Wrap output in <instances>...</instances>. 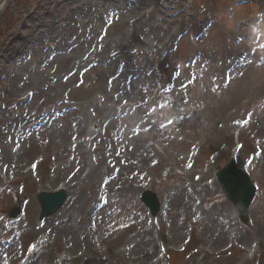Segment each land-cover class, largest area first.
<instances>
[{"label": "rangeland", "instance_id": "374dc122", "mask_svg": "<svg viewBox=\"0 0 264 264\" xmlns=\"http://www.w3.org/2000/svg\"><path fill=\"white\" fill-rule=\"evenodd\" d=\"M37 1H0V54L13 53L8 36L19 40V15ZM173 1L146 6L158 25L175 19L169 41L166 25L154 39L137 22L150 14H108L106 6L98 34L89 35L92 23L84 29L91 50L76 55L84 65L74 76L71 62L51 63L41 64L35 85L14 73L8 81L0 64V133L41 122L29 148L8 152L0 143V264H264V0ZM101 52L111 66L101 65ZM121 52L144 55L140 68L138 56L126 64ZM13 82L28 86L14 95ZM102 103L114 106L111 118L95 115ZM231 156L256 187L248 223L215 178ZM10 163L16 172L4 169ZM76 183L71 209L65 201L40 220L37 193ZM145 190L159 201L154 216L140 200ZM70 224L86 229L70 233ZM42 239L48 247L31 250Z\"/></svg>", "mask_w": 264, "mask_h": 264}, {"label": "bare ground", "instance_id": "6f19581e", "mask_svg": "<svg viewBox=\"0 0 264 264\" xmlns=\"http://www.w3.org/2000/svg\"><path fill=\"white\" fill-rule=\"evenodd\" d=\"M160 1L161 0H38L37 2H35L32 8L33 11L29 13H27L28 11H25L23 12V14L19 15V23L21 24V26L16 33L17 37H19V40L16 39L15 33H12L8 36L10 37L12 35L10 37V42L15 45V49L13 53L0 54V64H2L1 72H3L2 75H4V78H8V81H13L14 78H11L10 74L14 73L17 82L18 80L23 81L22 77L26 75L29 76V82L35 85L37 83L35 82V80L38 79L37 76L39 74L38 71L40 70L39 67L41 66V64H66L68 62H71L70 71H68L67 73L71 72L70 76H74L76 73V69H79L84 65L82 64L83 62H81L83 59L79 61L78 59H75L77 57L76 55L82 50H84V47H88L89 45V49L91 50L90 42L92 39L91 37L90 39H83V35L85 33L84 29L86 28L87 23H92L94 24V27L92 29H89V35L91 36L96 33L98 34L97 31L99 28H101V25L97 21V17L101 15V11H104L106 6L108 14L114 13V15H116L121 13V16H123V13L137 9L140 10L142 15L150 14V19L146 20L143 19L144 17L139 15L140 20L137 22L146 23V29L148 30V32L153 33L154 39L156 38L157 34H159L160 31L163 29V26L166 25L164 36L165 38L169 36V38L167 39L169 41L175 36V33L177 32L174 31L172 33H169V31L174 28L175 19H167L163 21L162 25H158L156 23V8H158V4H160ZM173 3L175 4L176 8H179L178 2L176 0H174ZM182 3L180 4V6L182 5ZM149 4H153L154 7H156L150 13L146 11V6ZM201 17L203 18L204 16ZM75 19L77 20L75 21ZM77 23L80 24L78 25ZM167 23L169 24L168 29ZM22 27H25V31L21 30ZM71 33L74 35H78L77 41H71ZM147 45L150 46V42H148ZM122 46L123 48H125L127 45L122 44ZM118 47L119 49H121L120 45ZM150 48L152 50L155 49L156 51L161 49L152 45L150 46ZM141 50H144V52H146L148 49L146 46H144L141 48ZM137 56L138 55L132 56L128 53H123L121 55V58L123 59V61H126V59H133ZM14 57L16 58L13 59ZM111 58V56H105L104 52H101L99 62H101L102 66L103 64H107L106 66L108 67L112 65L111 63L113 61L110 60ZM143 58L144 55L138 56V64L141 63V60ZM17 60L19 61V63H17ZM129 62L131 63L130 60ZM7 64L20 65L15 69H7ZM104 68L106 70H109L106 67ZM138 68H140V64L138 65ZM106 70L105 72H107ZM107 83L109 85L115 86L114 82L110 83V77L107 78ZM13 84L14 86L11 87L9 91L12 92L14 95H18V91L22 92L26 88V86H28L27 82H24V84H22L20 88H18L14 82ZM126 85L127 84H125V86ZM112 97L113 94L111 96H106L107 100H111ZM96 110L97 113L94 114L98 116V119H107L111 118L110 116L112 115V113H114V106L110 105L109 103H102L101 105H98ZM47 113L48 112H46L45 114ZM93 120L94 122L98 123L97 119ZM28 121L33 122V119H30ZM39 123L36 122V124L22 127L16 131L1 132L0 143L8 152L10 150H21L24 149V147L29 148L31 145L26 143L32 140V138L36 137L35 135L37 132L35 131V129H33V126H37ZM150 123L151 122L148 121V124H143L142 128L149 126ZM122 127L124 128V126ZM123 128L122 132L124 135H126L128 129ZM132 128L136 129L139 128V126L137 124H133ZM127 141H131V135L129 138H127ZM41 147L42 156H45L48 150L45 148L44 145ZM40 159L36 158L35 168H37ZM7 165L8 164L5 165L4 169H9L12 172H16V169L12 170L13 166L11 163L8 165V168ZM18 167H24L23 163L18 162ZM28 171L29 170L27 169L25 170V172ZM1 172L2 168H0V178L2 177L3 181H6V176H1ZM112 178L113 179L111 180V183L114 181L115 177ZM74 187L78 188V184L76 183L73 187L70 188L65 185L59 188L60 190H64L68 193L66 198L67 203L64 206V212L71 209V206H69V204H71V201L76 198V196L79 194L80 187L78 189H73ZM9 191H11V185L7 183L4 189V193ZM97 192L98 191H96V194ZM88 209L89 210L86 212V214H91L92 216L93 209L91 207H89ZM61 211H63V209ZM60 212H58L57 214H59ZM70 225V233H72L74 230L85 231L86 229L83 226H74L72 224ZM142 231L144 233H147L146 229H143ZM47 244L48 243L45 240H42L39 243L38 247L43 246V248H47Z\"/></svg>", "mask_w": 264, "mask_h": 264}, {"label": "water", "instance_id": "95a60500", "mask_svg": "<svg viewBox=\"0 0 264 264\" xmlns=\"http://www.w3.org/2000/svg\"><path fill=\"white\" fill-rule=\"evenodd\" d=\"M218 179L221 182L223 190L235 202L236 207L241 213L243 220L247 219V205L254 195V189L247 175L236 169L232 163L227 165L218 173ZM147 193L145 198L149 197ZM42 204V216L55 211L60 207L64 200V193L56 194L42 193L39 196ZM17 212L13 211L11 216H15ZM41 216V217H42Z\"/></svg>", "mask_w": 264, "mask_h": 264}]
</instances>
